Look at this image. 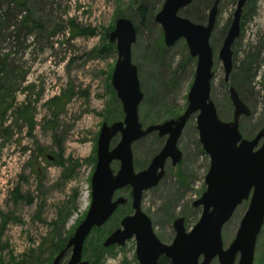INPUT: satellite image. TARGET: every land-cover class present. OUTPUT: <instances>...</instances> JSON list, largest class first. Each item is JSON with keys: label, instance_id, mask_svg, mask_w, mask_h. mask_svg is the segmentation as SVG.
Returning a JSON list of instances; mask_svg holds the SVG:
<instances>
[{"label": "rangeland", "instance_id": "rangeland-1", "mask_svg": "<svg viewBox=\"0 0 264 264\" xmlns=\"http://www.w3.org/2000/svg\"><path fill=\"white\" fill-rule=\"evenodd\" d=\"M236 1L220 0L218 5L209 41L213 53L210 99L219 120L228 122L232 118L228 87L236 90L250 110L248 117L239 119V133L250 140L264 128V0H247L242 9L239 35L231 46L232 69L224 82L218 52ZM23 2L20 9L11 0H0V112L12 104L4 121L0 120V264H51L58 254L55 245L69 240L88 210L100 127L123 120L111 87L117 55L108 35L116 20H129L136 32L131 63L143 95L137 108L142 129L183 113L196 59L189 56L184 40L164 45L162 29L154 21L164 0ZM205 2L192 0L177 15L189 21L197 18L204 25L209 11ZM25 112L32 117V129L17 114ZM195 117L191 116L178 139L180 162L173 167L167 159L163 178L141 198L142 213L165 245L173 240L174 220L182 218L188 232L201 212L193 203L205 191L209 158L198 142ZM166 137L152 133L132 144L134 173L148 166ZM118 141L119 136L113 138L110 149ZM110 167L115 173L119 163L114 161ZM116 197L127 202L86 238L82 258L87 262L137 264L133 239L122 247H102L120 220L132 215L130 189L116 192ZM247 204L242 202L223 226L224 249L234 239ZM69 256L70 250L59 264H65ZM210 264H217V259ZM253 264H264V224Z\"/></svg>", "mask_w": 264, "mask_h": 264}, {"label": "water", "instance_id": "water-1", "mask_svg": "<svg viewBox=\"0 0 264 264\" xmlns=\"http://www.w3.org/2000/svg\"><path fill=\"white\" fill-rule=\"evenodd\" d=\"M192 0H164L154 17L163 32V43L173 46L184 40L189 56L196 59L194 77L186 97V108L176 119L142 129L138 122L137 108L143 95L140 92L137 69L131 63V46L136 32L127 19H117L108 35L115 44L117 59L111 75V87L119 100L123 120L110 125L103 123L96 142V162L90 178V204L82 222L76 227L66 246L51 264H59L70 250L65 264H88L82 258L83 245L93 229L104 226L116 210L126 204L116 192L130 189L132 215L120 220L119 227L103 241V248L122 247L133 239L137 264H158L160 258L168 264H253L257 237L264 224V128L250 140L239 133V119L248 117L250 110L240 100L236 90L229 86L228 97L232 106V118L219 120L210 99L213 77V53L209 41L215 25L220 0H214L204 25L195 24L177 14ZM247 0H237L228 30L218 52L228 81L231 63V46L239 35V22ZM198 142L209 158L204 177L205 191L193 203L201 207L198 221L188 232L183 219L173 221L174 237L170 245L162 244L154 235L150 220L141 211V198L145 191L158 185L164 176L167 159L176 166L181 160L177 142L186 123L195 115ZM156 133L166 137L161 150L148 166L137 173L133 170L131 146L138 140ZM117 144L110 149L113 138ZM119 163L118 170H111V163ZM247 209L239 222L230 245L224 249L221 230L231 219L242 202ZM201 261L199 262V259Z\"/></svg>", "mask_w": 264, "mask_h": 264}, {"label": "trees", "instance_id": "trees-1", "mask_svg": "<svg viewBox=\"0 0 264 264\" xmlns=\"http://www.w3.org/2000/svg\"><path fill=\"white\" fill-rule=\"evenodd\" d=\"M11 1H12V3H14V5H16V7L20 8V9L24 7V6H23V4H24L23 0H11ZM213 2H214V0H206L205 5H206V7H207L209 10H210V8H211ZM142 10H143V8L141 7V8L139 9V11L141 12ZM190 21H191L192 23H195V24H200V23H201V20H199V19H197V18L192 19V20L190 19ZM79 33H80V32H79ZM83 33H84V32H83ZM87 35H91V33H87ZM2 103H4V102H2ZM11 108H12V104L10 103L9 106H7V107L3 108V110H1V112H0V120H1V121H4V120H3V119H4L3 117H4L5 113H6V111H7L8 109H11ZM17 114H18V116H19L21 119L24 120V122H25L26 124L29 125V128H30V129L33 128L32 117H31V120H30V118L27 117L26 112H25V114H24L23 116H22L21 114H19V113H17ZM12 196H13V200L16 201V200L18 199V196H17V190H15V191L12 193ZM4 221H5V220H4ZM66 241H67V240L63 241L62 244L60 243V244L55 245L56 248L54 247V252H55V253H59L61 250H63V249L65 248ZM83 247H84V246H83ZM101 250H102V249H101ZM82 255H83V251H82ZM88 264H93V263H91V261H90V262L88 261ZM158 264H168V260H166L165 258H160Z\"/></svg>", "mask_w": 264, "mask_h": 264}, {"label": "flooded vegetation", "instance_id": "flooded-vegetation-1", "mask_svg": "<svg viewBox=\"0 0 264 264\" xmlns=\"http://www.w3.org/2000/svg\"><path fill=\"white\" fill-rule=\"evenodd\" d=\"M121 191V190H120Z\"/></svg>", "mask_w": 264, "mask_h": 264}]
</instances>
